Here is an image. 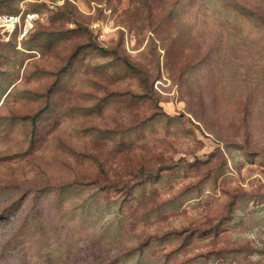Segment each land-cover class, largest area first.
I'll return each instance as SVG.
<instances>
[{
	"label": "rangeland",
	"instance_id": "obj_1",
	"mask_svg": "<svg viewBox=\"0 0 264 264\" xmlns=\"http://www.w3.org/2000/svg\"><path fill=\"white\" fill-rule=\"evenodd\" d=\"M21 9L0 264H264V0H0Z\"/></svg>",
	"mask_w": 264,
	"mask_h": 264
},
{
	"label": "built area",
	"instance_id": "obj_2",
	"mask_svg": "<svg viewBox=\"0 0 264 264\" xmlns=\"http://www.w3.org/2000/svg\"><path fill=\"white\" fill-rule=\"evenodd\" d=\"M39 17L40 13L37 11L26 9H21L19 12H0V27L15 30L21 41L28 38L37 28Z\"/></svg>",
	"mask_w": 264,
	"mask_h": 264
},
{
	"label": "trees",
	"instance_id": "obj_3",
	"mask_svg": "<svg viewBox=\"0 0 264 264\" xmlns=\"http://www.w3.org/2000/svg\"><path fill=\"white\" fill-rule=\"evenodd\" d=\"M0 12H11V11H0ZM219 227H220V226L216 225V227H215V229H214L215 234L219 233V229H218ZM189 228H190V231H191V232L194 231V233H196L198 230L201 229V225H192V226H190Z\"/></svg>",
	"mask_w": 264,
	"mask_h": 264
}]
</instances>
